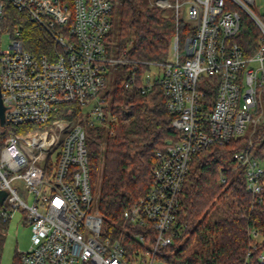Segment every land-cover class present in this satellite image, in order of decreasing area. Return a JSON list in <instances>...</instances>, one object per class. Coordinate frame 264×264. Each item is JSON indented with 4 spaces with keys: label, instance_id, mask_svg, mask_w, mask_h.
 <instances>
[{
    "label": "built area",
    "instance_id": "2783aa9c",
    "mask_svg": "<svg viewBox=\"0 0 264 264\" xmlns=\"http://www.w3.org/2000/svg\"><path fill=\"white\" fill-rule=\"evenodd\" d=\"M152 3L173 17L175 32L164 62L149 64L138 79L131 74L126 87L141 95L160 87L179 139L167 141L165 151L157 152L149 192L123 212L131 229L140 230H130L140 248L128 257L120 241L102 236L86 147L87 129L111 136L118 123L104 97L112 71L126 63L125 52L115 56L105 46L112 3L0 0V190L7 194L0 218L9 221L14 211L24 213L30 246L20 254V264H155L160 249L172 243L178 198L193 157L262 121L264 8L256 9L255 0ZM9 6L42 27L58 53L33 56L24 49L19 31L10 33L11 43L3 50L2 18ZM242 19L260 33L250 55L233 40ZM179 25L185 29L179 31ZM152 68L158 74L152 75ZM233 158L244 171L246 191L253 198L250 209L261 210L264 161L250 151ZM19 186L31 204L20 196ZM248 236L255 249L260 234L251 228ZM249 255L244 264H249ZM263 259L261 253L258 263Z\"/></svg>",
    "mask_w": 264,
    "mask_h": 264
},
{
    "label": "trees",
    "instance_id": "16d2710c",
    "mask_svg": "<svg viewBox=\"0 0 264 264\" xmlns=\"http://www.w3.org/2000/svg\"><path fill=\"white\" fill-rule=\"evenodd\" d=\"M109 1L111 29L105 38L106 50L115 56L125 52L126 60L112 71L113 78L104 91L118 123L111 136L98 128L87 129L86 147L90 185L102 218V236L120 241L129 257L140 248L130 230H140L131 229L123 212L149 192L157 152L165 151L167 141L178 140L179 132L172 127L173 116L165 108L166 98L160 87L141 95L126 87V82L131 74L140 78L149 64L164 62L175 23L172 16L151 4L153 0ZM184 29V25H179V31ZM2 31H19L24 49L36 57L52 58L60 50L42 27L10 6L4 11ZM233 40L250 55L258 45L260 33L250 21L242 19L240 32ZM260 104L263 119L254 128L226 144L210 145L193 157L178 198L171 228L173 240L160 249L159 261L244 264L250 253L249 264H259L258 256H264V190L261 210H251L253 198L246 191L244 171L239 170L233 155L250 151L255 159L264 161V88ZM72 107L76 113L78 109ZM221 178L225 183H221ZM7 226L8 221L0 218V264ZM251 228L262 238L255 249L248 236ZM12 264H20V256L15 255Z\"/></svg>",
    "mask_w": 264,
    "mask_h": 264
},
{
    "label": "rangeland",
    "instance_id": "374dc122",
    "mask_svg": "<svg viewBox=\"0 0 264 264\" xmlns=\"http://www.w3.org/2000/svg\"><path fill=\"white\" fill-rule=\"evenodd\" d=\"M151 4H153L151 2ZM255 8L263 12L264 0H255ZM10 32L4 31L1 35V48L8 49L10 45ZM150 73L152 75L158 74V69L152 68ZM113 78V72L111 73ZM110 84V82H109ZM247 133V132H246ZM20 196L31 204V199L28 197L22 186H19ZM24 213L20 210L13 212L11 219L8 221V226L5 231V242L1 257V264H12V259L15 255L20 256L21 253L26 252L30 246V228L23 222ZM155 264H169L156 259Z\"/></svg>",
    "mask_w": 264,
    "mask_h": 264
},
{
    "label": "water",
    "instance_id": "95a60500",
    "mask_svg": "<svg viewBox=\"0 0 264 264\" xmlns=\"http://www.w3.org/2000/svg\"><path fill=\"white\" fill-rule=\"evenodd\" d=\"M4 117V107L2 106L1 99H0V124L3 123ZM6 192L4 190H0V205L3 203L4 199L6 198Z\"/></svg>",
    "mask_w": 264,
    "mask_h": 264
}]
</instances>
